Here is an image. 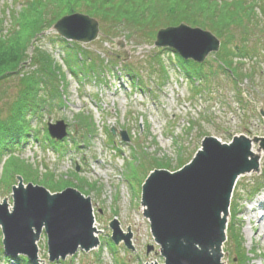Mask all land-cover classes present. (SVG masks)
<instances>
[{
  "label": "rangeland",
  "instance_id": "obj_1",
  "mask_svg": "<svg viewBox=\"0 0 264 264\" xmlns=\"http://www.w3.org/2000/svg\"><path fill=\"white\" fill-rule=\"evenodd\" d=\"M103 1L0 0V43L4 40L0 71L9 69L15 48H21L38 26L41 32L35 45L48 52L65 74L63 105L35 119V133L0 153V203L5 199L11 208V187L17 184V176L23 184L38 185L50 193L76 189L90 199L98 239L96 247L86 252L78 249L64 260L50 263L41 232L36 244L44 264L163 263L140 204L146 175L153 169H179L206 136L222 143L239 135L250 140L264 137V21L246 35L244 51H239V28L232 29L227 39L223 31L219 34L184 23L209 31L220 42L216 52L195 63L153 44L158 29L179 23L161 25L149 36L127 37L125 26L113 28L112 22L103 24L92 15L97 6L105 10L100 6ZM72 13L97 20L96 39L78 43L57 34L53 24ZM119 41L121 48L116 44ZM69 42L78 43L90 57L99 56L104 69L83 75L73 67L77 75H72L62 60L68 54L82 58V53ZM31 49H26L29 56ZM224 51L233 53L229 67L220 60ZM160 65L166 70L165 78L160 75ZM59 120L67 125V134L52 144L46 122ZM122 131L126 141L120 137ZM251 151L258 155V170L236 179L221 249L223 264H264V153L253 141ZM112 220L122 233L129 230L130 247L122 240L117 244L111 240L108 223ZM1 238L0 231V264L22 263L18 256L9 259L3 255Z\"/></svg>",
  "mask_w": 264,
  "mask_h": 264
},
{
  "label": "water",
  "instance_id": "obj_2",
  "mask_svg": "<svg viewBox=\"0 0 264 264\" xmlns=\"http://www.w3.org/2000/svg\"><path fill=\"white\" fill-rule=\"evenodd\" d=\"M52 28L65 40L78 43L93 41L99 32L97 20L81 13L61 16ZM116 44L122 47L120 41ZM153 44L172 49L183 60L201 63L208 53L218 50L220 42L207 30L179 23L158 29ZM66 129L61 120L46 122L47 134L54 141L62 140ZM119 134L123 141L127 140L123 131ZM252 141L264 153V137L250 140L239 135L222 143L206 136L179 169H153L146 175L140 188V204L163 263L143 264H223L221 249L236 179L258 170ZM17 181L11 187V208L5 199L0 203L4 255L23 256L32 264H44L36 244L41 232L45 234L50 263L62 261L78 249L86 252L97 246L88 197L73 188L50 193L44 187L23 184L19 176ZM108 226L114 243L122 240L126 248L130 247L128 229L122 233L115 220ZM150 249L148 246L146 251Z\"/></svg>",
  "mask_w": 264,
  "mask_h": 264
},
{
  "label": "trees",
  "instance_id": "obj_3",
  "mask_svg": "<svg viewBox=\"0 0 264 264\" xmlns=\"http://www.w3.org/2000/svg\"><path fill=\"white\" fill-rule=\"evenodd\" d=\"M101 5L105 10L94 6L92 15L98 17L103 24L112 22L113 28L125 26L128 30L127 37H135L138 33L149 36L161 25L181 22L203 26L219 34L223 31V36H228L227 39L233 33L232 29L239 28L242 40L239 51L246 48V35L253 27L259 26V21H264V0H104L100 2ZM111 8L114 11L108 13ZM34 31L27 42L21 44V48H15V60L9 69L0 71V153L35 133L36 127L32 128L35 119H40L44 113L48 115L51 109L63 105L65 74L48 52L35 45L36 35L41 30L36 26ZM1 43L4 44V40ZM69 43L77 46L76 49L82 53V58L79 54L67 53V57L62 60L72 75H77L73 67L83 75H88V71L97 73L98 69H104L103 60L99 56L90 57L78 47V43ZM28 46L32 48L30 56L26 54ZM233 50H236V46ZM231 54L233 53L224 51L220 57L226 67L231 63ZM178 61L185 71L194 75L185 61ZM188 62L191 64L192 61ZM125 66L127 65H123L124 68ZM160 67V75L165 78L166 70L162 65ZM80 126L83 127L81 124ZM88 134L90 132L85 133ZM50 142L55 143L52 140ZM18 258L22 263L30 264L24 257Z\"/></svg>",
  "mask_w": 264,
  "mask_h": 264
}]
</instances>
